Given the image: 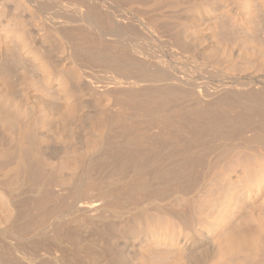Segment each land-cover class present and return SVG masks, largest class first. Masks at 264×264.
I'll return each mask as SVG.
<instances>
[{
	"label": "bare ground",
	"instance_id": "bare-ground-1",
	"mask_svg": "<svg viewBox=\"0 0 264 264\" xmlns=\"http://www.w3.org/2000/svg\"><path fill=\"white\" fill-rule=\"evenodd\" d=\"M0 264H264V0H0Z\"/></svg>",
	"mask_w": 264,
	"mask_h": 264
},
{
	"label": "rangeland",
	"instance_id": "rangeland-1",
	"mask_svg": "<svg viewBox=\"0 0 264 264\" xmlns=\"http://www.w3.org/2000/svg\"><path fill=\"white\" fill-rule=\"evenodd\" d=\"M9 133H10V131H9Z\"/></svg>",
	"mask_w": 264,
	"mask_h": 264
}]
</instances>
